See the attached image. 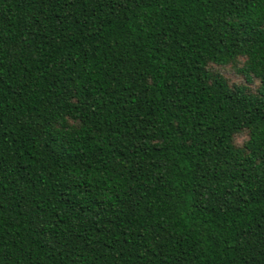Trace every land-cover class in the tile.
Here are the masks:
<instances>
[{"label": "trees", "instance_id": "trees-1", "mask_svg": "<svg viewBox=\"0 0 264 264\" xmlns=\"http://www.w3.org/2000/svg\"><path fill=\"white\" fill-rule=\"evenodd\" d=\"M0 264H264V0H0Z\"/></svg>", "mask_w": 264, "mask_h": 264}]
</instances>
